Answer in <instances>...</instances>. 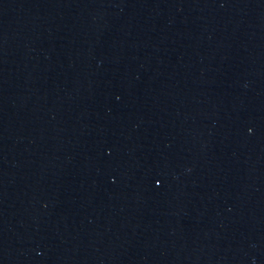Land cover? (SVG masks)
<instances>
[{
	"label": "water",
	"instance_id": "obj_1",
	"mask_svg": "<svg viewBox=\"0 0 264 264\" xmlns=\"http://www.w3.org/2000/svg\"><path fill=\"white\" fill-rule=\"evenodd\" d=\"M0 264H264V0H0Z\"/></svg>",
	"mask_w": 264,
	"mask_h": 264
}]
</instances>
